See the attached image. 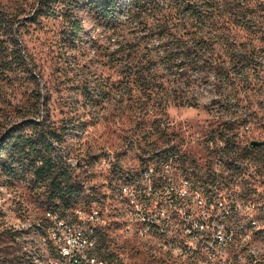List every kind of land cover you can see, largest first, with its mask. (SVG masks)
Instances as JSON below:
<instances>
[{"label":"rangeland","instance_id":"374dc122","mask_svg":"<svg viewBox=\"0 0 264 264\" xmlns=\"http://www.w3.org/2000/svg\"><path fill=\"white\" fill-rule=\"evenodd\" d=\"M204 1L208 14L197 25L186 23L178 0H118L109 19L85 2L0 0L7 33L0 50V145H10L12 130L28 120H47L59 135L51 157L69 169L75 189L60 198L22 167L7 174L2 161L9 153L0 149V264H56L43 241V217L55 207L68 218L103 211L108 226L99 256L161 264L142 230L132 229V207L122 194L125 187L145 188L152 172L163 190L171 180H213L264 205V145L251 147L264 142V0L189 3ZM238 5L250 10V29L237 25ZM68 19L82 22L78 36ZM187 31L195 38L180 41ZM16 43L22 60L13 59ZM152 57L163 86L149 94L130 68ZM253 225L246 218L241 230ZM252 244L264 253V235Z\"/></svg>","mask_w":264,"mask_h":264},{"label":"built area","instance_id":"2783aa9c","mask_svg":"<svg viewBox=\"0 0 264 264\" xmlns=\"http://www.w3.org/2000/svg\"><path fill=\"white\" fill-rule=\"evenodd\" d=\"M158 172V171H157ZM142 190H122L132 207V229H141L151 258L161 264H264V253L252 244L258 226H264V205L227 190L228 183L185 178L155 183V172ZM226 189V191L223 190ZM154 199L163 202L147 203ZM244 200V201H243ZM51 229H43L53 246L56 264H123L99 256L101 232L108 226L101 209L80 210L66 217L46 211ZM254 218L250 230L241 221ZM126 233L132 235V230ZM252 244V246H251ZM112 254V253H111Z\"/></svg>","mask_w":264,"mask_h":264},{"label":"trees","instance_id":"16d2710c","mask_svg":"<svg viewBox=\"0 0 264 264\" xmlns=\"http://www.w3.org/2000/svg\"><path fill=\"white\" fill-rule=\"evenodd\" d=\"M46 3H57L59 0H42ZM76 4L88 3L89 6H94L96 9L100 10L101 15L105 19H109L113 16L118 0H71ZM179 4L182 2L183 9L181 11L186 15V23H190L191 20H196L198 23L204 22L206 16L208 14V9L205 7L206 2L203 4H190L189 0H178ZM213 7V4L211 5ZM248 8L245 6L238 5L235 7L234 16L237 20V25L242 26L244 29H250L248 25L251 20H247L248 16ZM3 18H1V21ZM241 20V21H240ZM70 23V27L74 30V35L78 36L79 33L83 31L82 22L78 19H68ZM4 22V21H3ZM6 30L3 28V24H0V50L4 47V41L1 40L3 34H7L2 32ZM197 32L187 31L184 35L179 36L180 41L184 39V37L195 38ZM182 38V39H181ZM192 40V39H191ZM19 44H15L13 59H23L21 56V50L18 48ZM196 47V46H195ZM231 49V48H230ZM229 49V50H230ZM191 47L186 49L184 52L191 53ZM170 61V60H169ZM156 62V63H155ZM157 59L155 57L150 58L147 62L139 61L136 65L130 68V76H135V82L139 84L142 88V92L144 93H153L154 88L160 87L162 88V84L160 83V71L158 72ZM198 67V65H196ZM170 70L174 68V65H169ZM186 67H184V70ZM178 72L183 71V67H177ZM35 120H28L20 127H16L12 130L13 133V142L3 143L0 145V149L6 150L9 153L7 159L2 161L3 170L10 175L19 174V167H22L24 173L30 172L33 179L46 184L50 187L53 193H55L56 197L65 198L66 196H71L74 192V185L71 182V175L69 173V169L59 163H56L51 157V142L58 138V133L54 130L50 125H48L47 120H40L39 117ZM29 128L31 129L33 135H21L23 132L22 129ZM264 145V144H263ZM252 148H257L253 147ZM59 211L58 207L48 209L47 211ZM103 251V249H100ZM100 251V252H101ZM99 252V255H100ZM103 255V254H102ZM108 258H113L114 255L111 253H107L105 255Z\"/></svg>","mask_w":264,"mask_h":264},{"label":"bare ground","instance_id":"6f19581e","mask_svg":"<svg viewBox=\"0 0 264 264\" xmlns=\"http://www.w3.org/2000/svg\"><path fill=\"white\" fill-rule=\"evenodd\" d=\"M46 223H45V229H51V225H52V218H45ZM40 225V224H39ZM43 241L49 245V238L45 237V235L43 236ZM53 248V246H51ZM54 251V248H53Z\"/></svg>","mask_w":264,"mask_h":264},{"label":"water","instance_id":"95a60500","mask_svg":"<svg viewBox=\"0 0 264 264\" xmlns=\"http://www.w3.org/2000/svg\"><path fill=\"white\" fill-rule=\"evenodd\" d=\"M264 144V142H258V141H253L252 143H251V145L253 146V147H259V146H262Z\"/></svg>","mask_w":264,"mask_h":264}]
</instances>
